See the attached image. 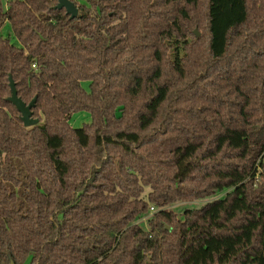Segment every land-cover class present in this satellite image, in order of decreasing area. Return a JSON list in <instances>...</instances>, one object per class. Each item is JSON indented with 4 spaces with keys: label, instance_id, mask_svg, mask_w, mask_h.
Instances as JSON below:
<instances>
[{
    "label": "trees",
    "instance_id": "1",
    "mask_svg": "<svg viewBox=\"0 0 264 264\" xmlns=\"http://www.w3.org/2000/svg\"><path fill=\"white\" fill-rule=\"evenodd\" d=\"M71 1L0 0V264H179L214 230L172 208L217 182L191 167L246 172L243 212L264 206V0Z\"/></svg>",
    "mask_w": 264,
    "mask_h": 264
},
{
    "label": "rangeland",
    "instance_id": "2",
    "mask_svg": "<svg viewBox=\"0 0 264 264\" xmlns=\"http://www.w3.org/2000/svg\"><path fill=\"white\" fill-rule=\"evenodd\" d=\"M0 34L10 37L9 26L5 24ZM10 40L15 41L12 37ZM83 85L87 87V82ZM90 119L87 111H76L71 115L70 124L73 127H80L90 122ZM186 174L183 181H191L197 186L211 177L216 178L217 182L200 198H195L189 193L181 196L172 208L181 219L184 209L197 211L190 219H196L202 226L213 225L214 230L210 229L196 239L179 264H208L227 259L250 240L256 228L262 227L264 230V206L254 205L243 212L246 204L244 197V182L248 176L246 172L235 168L226 170L219 168L210 172L191 167ZM190 174L197 177L192 179ZM140 225L145 227V221H140ZM258 264H264V240Z\"/></svg>",
    "mask_w": 264,
    "mask_h": 264
},
{
    "label": "water",
    "instance_id": "3",
    "mask_svg": "<svg viewBox=\"0 0 264 264\" xmlns=\"http://www.w3.org/2000/svg\"><path fill=\"white\" fill-rule=\"evenodd\" d=\"M55 8L56 9L64 8L65 12L69 14L70 18H74L77 15V11H78L76 5L71 0H57V4L55 5ZM8 84L10 88V95L8 99L20 112V117L23 125L26 127L35 125L38 122V119L32 116V111H31L35 103V97L26 104L17 96L15 85L10 75L8 76Z\"/></svg>",
    "mask_w": 264,
    "mask_h": 264
},
{
    "label": "built area",
    "instance_id": "4",
    "mask_svg": "<svg viewBox=\"0 0 264 264\" xmlns=\"http://www.w3.org/2000/svg\"><path fill=\"white\" fill-rule=\"evenodd\" d=\"M151 209H152V207H151Z\"/></svg>",
    "mask_w": 264,
    "mask_h": 264
}]
</instances>
